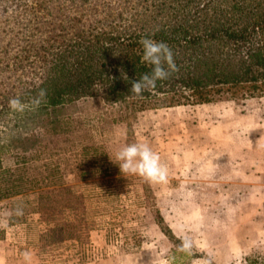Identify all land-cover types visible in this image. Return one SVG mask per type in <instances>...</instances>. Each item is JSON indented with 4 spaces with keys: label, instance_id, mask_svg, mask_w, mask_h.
Wrapping results in <instances>:
<instances>
[{
    "label": "rangeland",
    "instance_id": "374dc122",
    "mask_svg": "<svg viewBox=\"0 0 264 264\" xmlns=\"http://www.w3.org/2000/svg\"><path fill=\"white\" fill-rule=\"evenodd\" d=\"M177 6L176 0H0V159L5 167L17 163L27 177H39V172L44 176L41 190L28 189L1 199L5 208H0V216L25 222L33 212L39 214L42 228L35 243L39 260L49 264H264V212L247 221L224 219L214 211L202 221L201 205L169 202L172 195L178 199L185 195L175 171L184 166L186 143L193 141L190 136L186 140L190 110L211 102L137 111L126 103L86 95L52 107H44L43 100L38 108L31 104L38 93L30 91L50 73L64 37L74 42L77 29L126 25L141 21L143 13ZM119 13L124 19L117 17ZM240 95L226 92L212 102L264 100V95ZM13 98L27 106L23 112L10 108ZM22 137L35 138L25 144L28 150L21 147ZM134 142L148 143L160 155L169 168L167 184L151 185L120 172L109 155L114 159L116 150ZM38 143L46 151L25 161L24 155L30 157ZM55 167L58 172L53 174ZM56 182L68 191L40 197ZM172 184L178 186L171 195ZM17 207L23 208V215H16ZM0 225L1 238L9 225L6 219ZM171 227L182 233L175 236ZM185 238L192 242L189 252L179 250ZM32 246L23 244L19 256ZM11 261L6 260L14 264Z\"/></svg>",
    "mask_w": 264,
    "mask_h": 264
},
{
    "label": "trees",
    "instance_id": "16d2710c",
    "mask_svg": "<svg viewBox=\"0 0 264 264\" xmlns=\"http://www.w3.org/2000/svg\"><path fill=\"white\" fill-rule=\"evenodd\" d=\"M176 1L177 7L143 13L138 22L101 29L92 26L86 31L80 28L74 33L78 37L74 42L64 37L48 68L50 73L30 93L46 90L44 107L99 95L108 103H126L137 111L212 102L226 92L241 94V98L264 95V0ZM117 17L124 19L122 13ZM144 36L166 42L179 71L157 81L155 89L136 96L130 92L131 81L151 71V66L142 62L139 41ZM30 139L35 138L19 139L23 150H28L25 144ZM34 148L30 157L24 155L25 161L46 151L41 143ZM20 170L17 163L5 167L0 159V200L44 188L39 186L44 183L41 172L39 177H27ZM56 172L55 167L53 174ZM48 190L40 197L53 191L67 192L68 188L56 182Z\"/></svg>",
    "mask_w": 264,
    "mask_h": 264
},
{
    "label": "crops",
    "instance_id": "0c3cea01",
    "mask_svg": "<svg viewBox=\"0 0 264 264\" xmlns=\"http://www.w3.org/2000/svg\"><path fill=\"white\" fill-rule=\"evenodd\" d=\"M190 111L191 128L186 140L190 136L193 141L186 143L184 166L175 171L185 195L178 199L172 195L178 185H170V205L199 204L202 221L214 211L224 219L252 221L264 212V100L217 101L192 106ZM174 156L177 158V154ZM0 204L5 208L2 200ZM5 219L9 231L0 238V264H12L6 260L24 264V257L19 256L23 244L33 245L31 259L25 264H49L36 255L35 243L42 228L39 214L33 212L25 222L10 221L2 215L0 223ZM171 232L175 236L182 233L173 228Z\"/></svg>",
    "mask_w": 264,
    "mask_h": 264
},
{
    "label": "clouds",
    "instance_id": "9594fccd",
    "mask_svg": "<svg viewBox=\"0 0 264 264\" xmlns=\"http://www.w3.org/2000/svg\"><path fill=\"white\" fill-rule=\"evenodd\" d=\"M139 43L143 48L142 62L151 66L149 73H144L137 80L131 81L130 92L139 96L146 90L155 89L157 81L167 80L172 73L179 69L174 61L173 50L164 41H156L150 36H144ZM128 80L126 74L123 75ZM46 96V90L41 89L37 97L33 98L31 104L38 108ZM9 106L13 110L23 112L27 107L19 98L9 101ZM110 159L118 165L120 172L127 175H135L142 178L151 185H164L169 181V168L161 162L160 155L155 152L148 143L134 142L121 146L114 153V159ZM16 215H23V208L17 207ZM3 226V225H0ZM192 242L189 239H182L179 250L189 252ZM25 261H30L31 253L24 252Z\"/></svg>",
    "mask_w": 264,
    "mask_h": 264
}]
</instances>
